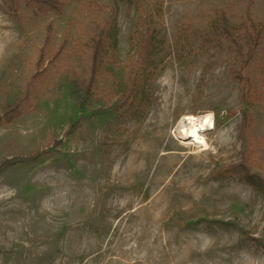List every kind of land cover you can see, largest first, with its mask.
Here are the masks:
<instances>
[{
    "label": "rangeland",
    "instance_id": "rangeland-1",
    "mask_svg": "<svg viewBox=\"0 0 264 264\" xmlns=\"http://www.w3.org/2000/svg\"><path fill=\"white\" fill-rule=\"evenodd\" d=\"M39 1L0 0V116L13 117L0 127V264H264V190L242 180L264 181V37L245 62L212 29L264 23V0ZM114 6L118 45L82 107ZM148 31L159 46L140 117L126 100ZM243 66L263 95L252 106ZM189 115L213 118L207 147L180 137Z\"/></svg>",
    "mask_w": 264,
    "mask_h": 264
},
{
    "label": "trees",
    "instance_id": "trees-1",
    "mask_svg": "<svg viewBox=\"0 0 264 264\" xmlns=\"http://www.w3.org/2000/svg\"><path fill=\"white\" fill-rule=\"evenodd\" d=\"M39 2L46 6L58 8L57 0H40ZM212 29L214 32L228 38L230 41H233L238 48L239 54L245 58V62L253 59L255 50L260 45L261 40L264 37V23L258 24L248 20V22H245L242 26L237 27L230 24L226 16H221L219 19L214 21L212 23ZM243 31L247 32L249 41V48L246 53L242 49V44H240L242 40L241 33ZM118 34V8L114 6L109 20L105 22L103 26L101 34H99V36L94 38L91 42L92 67L89 79L81 84V90L84 97L82 107L85 106L93 95L96 77L101 73L102 65L104 66L106 63V57L113 49L115 50L117 48ZM140 45L141 49L138 51L136 57L137 70L132 84L130 85L126 101L130 102L132 105L139 104L135 112L140 117H144L146 112L145 106L151 105L148 88L155 76L154 69L156 68L154 64L159 44L155 34L152 31H148L140 40ZM245 67L246 66H243L237 76L240 81L244 83L245 93L243 98L248 105L252 106L257 102H261L263 100V95L252 90L251 80L248 77L243 76ZM10 115L11 112H7L3 116H0V127L13 119V117L9 118ZM233 116L234 113H229L227 117L232 118ZM242 180L253 186L254 189L258 191L262 189L264 190V181L252 173L246 172V174L242 176Z\"/></svg>",
    "mask_w": 264,
    "mask_h": 264
},
{
    "label": "bare ground",
    "instance_id": "bare-ground-1",
    "mask_svg": "<svg viewBox=\"0 0 264 264\" xmlns=\"http://www.w3.org/2000/svg\"><path fill=\"white\" fill-rule=\"evenodd\" d=\"M214 128L215 124L210 115H206L200 119L189 115L184 118L179 135L181 138L191 142L190 145L207 147V141L201 131L208 132Z\"/></svg>",
    "mask_w": 264,
    "mask_h": 264
}]
</instances>
